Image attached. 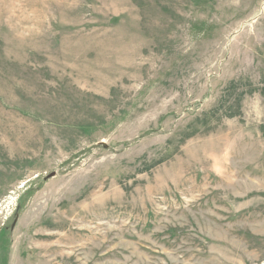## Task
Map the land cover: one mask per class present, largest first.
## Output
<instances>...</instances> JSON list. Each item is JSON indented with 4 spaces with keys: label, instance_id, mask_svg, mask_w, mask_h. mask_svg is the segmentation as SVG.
<instances>
[{
    "label": "rangeland",
    "instance_id": "1",
    "mask_svg": "<svg viewBox=\"0 0 264 264\" xmlns=\"http://www.w3.org/2000/svg\"><path fill=\"white\" fill-rule=\"evenodd\" d=\"M0 264H264V0H0Z\"/></svg>",
    "mask_w": 264,
    "mask_h": 264
}]
</instances>
